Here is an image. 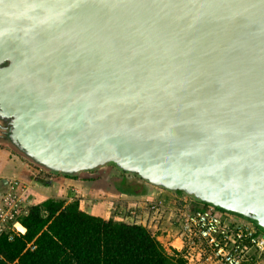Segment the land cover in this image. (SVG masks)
I'll return each mask as SVG.
<instances>
[{
	"label": "water",
	"instance_id": "obj_1",
	"mask_svg": "<svg viewBox=\"0 0 264 264\" xmlns=\"http://www.w3.org/2000/svg\"><path fill=\"white\" fill-rule=\"evenodd\" d=\"M0 120L42 170L113 164L264 231V0H0Z\"/></svg>",
	"mask_w": 264,
	"mask_h": 264
},
{
	"label": "trees",
	"instance_id": "obj_2",
	"mask_svg": "<svg viewBox=\"0 0 264 264\" xmlns=\"http://www.w3.org/2000/svg\"><path fill=\"white\" fill-rule=\"evenodd\" d=\"M128 185L132 192L135 185ZM174 193L190 197L195 203L191 210L212 208L240 217L180 191ZM182 203L178 201L179 206ZM18 221L25 229L23 234H0V264H184L146 226L88 214L78 200L44 199L31 205Z\"/></svg>",
	"mask_w": 264,
	"mask_h": 264
},
{
	"label": "built area",
	"instance_id": "obj_3",
	"mask_svg": "<svg viewBox=\"0 0 264 264\" xmlns=\"http://www.w3.org/2000/svg\"><path fill=\"white\" fill-rule=\"evenodd\" d=\"M33 197L26 182L17 179L6 182L5 191L0 193V234L24 233L18 218L33 205ZM180 200L183 201L180 208L170 207L165 218H162L165 203L150 202L146 204L150 205L149 209L144 211L151 220H144L136 210V222L132 223L163 231V235L170 238L169 249L181 256L184 264H256L264 259V235H260L252 223L218 214L212 208L191 210L186 199ZM131 214L127 210L123 219H133Z\"/></svg>",
	"mask_w": 264,
	"mask_h": 264
},
{
	"label": "crops",
	"instance_id": "obj_4",
	"mask_svg": "<svg viewBox=\"0 0 264 264\" xmlns=\"http://www.w3.org/2000/svg\"><path fill=\"white\" fill-rule=\"evenodd\" d=\"M7 163L12 164V161L6 162V164ZM22 166L23 170L26 171L25 173L28 177V181L33 185L29 184L32 189V196L35 198L34 203H39L44 199L52 197L65 199L66 202L78 200L80 209L88 214L99 216L104 219L118 220L115 215L117 212V206L118 208L120 207L125 209L133 206L139 213L142 214L141 216L144 220L148 219V221H150L151 218H149L144 211V202H166L172 199L171 196H166L165 194L158 192L160 190H153L156 186H152L140 178H136L135 182L124 176H121L120 178L117 177L118 181L113 183L116 185L115 189H113L109 187V184L112 183V181L108 176L105 178L107 180V185L104 186L101 180H98V176L82 174L88 171L79 172L74 176H64L62 174L56 175L51 172L50 174H52V176H46L43 178L42 176H36V173L45 175L42 173L43 171L41 168L38 167V170L32 169L29 163L22 164ZM8 180L9 179L7 178L1 179L0 182L2 185H0V193L5 191L6 182ZM123 180L127 182V185H122ZM128 184H130L131 187L132 185H135L132 192H130V188H126L129 187ZM171 202H173V200ZM113 204H116L115 209ZM120 204L122 205L120 206ZM150 230L154 235H156V238L157 236H163V231H156L154 227ZM157 240L159 239L157 238ZM256 264H264V259H259Z\"/></svg>",
	"mask_w": 264,
	"mask_h": 264
},
{
	"label": "rangeland",
	"instance_id": "obj_5",
	"mask_svg": "<svg viewBox=\"0 0 264 264\" xmlns=\"http://www.w3.org/2000/svg\"><path fill=\"white\" fill-rule=\"evenodd\" d=\"M7 161H6V160ZM12 161V164L10 163H7L6 162H10ZM13 162H16V163H13ZM26 163H29L30 167L32 169H37L38 170V166H36L34 163H32L31 161H29L28 159H26L23 155H21L8 141L7 139V122L4 121V120H0V181L2 178H7V179H17V180H20V181H23V182H26L28 184H31V182L28 181V177L26 176V171L23 170V166L22 164H26ZM43 174L45 175H40V174H37L36 173V176H42L43 178H45L46 176L47 177H50L52 176V174H50L51 172H48V171H45V170H42ZM46 172V173H44ZM56 175H60L59 173H55ZM83 175H92V176H98V180H101L102 184L105 186L107 185V180L105 179L106 176L109 177V179L112 181V183H110L109 187L110 188H113L115 189V186L113 183H116L118 181V178H120L121 176H124L126 178H128L129 180H133L136 182V178H138L137 176H130L129 173H126L124 171H121L119 170L117 167H115L113 164H107L105 166H102V167H99L97 169H95L94 171H88V172H84L82 173ZM118 177V178H117ZM133 178V179H132ZM125 183H127L125 181ZM0 185L1 182H0ZM32 185V184H31ZM33 186V185H32ZM155 189L153 190H160L158 192H161L163 194H165L166 196H171L172 199L170 201H166L163 203L164 204V209L162 211V218H165L169 215L170 213V207H176V208H180L179 207V204H178V201L180 200V198L182 200L186 199L187 200V203L190 204V205H195V203L191 200L190 201V197H185V196H177L174 192H170V191H167V190H164L163 188H160V187H154ZM58 194H61V193H58ZM110 197V196H109ZM179 198V199H177ZM61 199V198H60ZM173 200V202H171ZM153 202V201H152ZM159 202H162V201H158V202H153V203H159ZM192 202V203H191ZM150 203V201H145L144 202V205L143 207L145 206V210L149 209L150 205H146ZM33 204H36V203H33ZM114 206V209L116 207V204H113ZM122 204H120L121 206ZM127 210H130V212H132L131 215H133V219H126L124 220L123 219V216H124V212H127ZM116 216L118 218V221H124V222H128V223H132V222H136V209L132 206V207H129L127 209L125 208H118L117 206V209H116ZM218 214H221L218 212ZM223 215H226L223 213ZM229 216V215H228ZM233 217V216H232ZM236 217V216H234ZM116 218V219H117ZM240 218V217H238ZM250 223H252L253 227H255L258 231V233L260 235H264V231L257 227L256 224L254 223V221H249ZM157 238L159 239V241L164 245L166 251L168 253H172L171 250L169 249L170 248V244H168L170 238H168L167 236H157Z\"/></svg>",
	"mask_w": 264,
	"mask_h": 264
}]
</instances>
